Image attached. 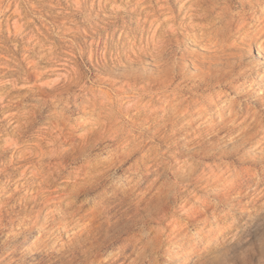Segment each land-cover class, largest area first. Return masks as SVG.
I'll list each match as a JSON object with an SVG mask.
<instances>
[{"label": "rangeland", "instance_id": "rangeland-1", "mask_svg": "<svg viewBox=\"0 0 264 264\" xmlns=\"http://www.w3.org/2000/svg\"><path fill=\"white\" fill-rule=\"evenodd\" d=\"M215 1L251 40L221 50L178 9L154 30L125 0H0V264H49L112 194L120 262L264 264V134L219 112L264 110V0Z\"/></svg>", "mask_w": 264, "mask_h": 264}, {"label": "bare ground", "instance_id": "bare-ground-1", "mask_svg": "<svg viewBox=\"0 0 264 264\" xmlns=\"http://www.w3.org/2000/svg\"><path fill=\"white\" fill-rule=\"evenodd\" d=\"M125 1H127L130 4H135V7L138 8L140 13H142V15H143L141 19L143 21H145L146 23L150 24V26H153L154 30H157L158 28L167 26V29H166L167 31H171V32L175 31L176 28L174 26L176 24V19L178 17V15L175 13V9H178L179 15L182 18L186 19V20L181 22L183 27L188 28V27L198 26V27H201L204 32L211 33L215 37H217L218 35L219 36L221 35L223 38L222 39L220 38L218 40L220 45H221V50L228 47V46L233 47V45H236V41L232 38L233 36H237L236 33H239V35H240V34H242L241 32L243 31V33L246 35V36H244V39L245 40H248V39L251 40L250 36H248L250 29L246 27V24L243 22L240 15L237 16L238 13L237 14L233 13L230 10V8L225 7V6L223 7L222 5L218 4L215 0H209L208 2H206V0H204V2H202V0H177L176 3L173 5H169L166 1H163V0H157L156 4L155 3L152 4L153 0H125ZM160 16L162 17L161 20H160ZM207 16H210V18L212 20L206 21L205 23L200 22L198 20L200 18L204 19ZM200 23H201V26H200ZM248 27H250V26H248ZM262 30L264 31L263 28L260 29V31H262ZM169 34H173V33H169ZM253 43H255V42H253ZM261 43L262 42H260V40L257 41L258 49H259V51L264 53V45ZM217 49H219V48H217ZM257 55H259V53H257ZM258 82H261L263 87H264V79L263 80L259 79ZM261 92H262V90H261ZM240 95H242V94H240ZM239 103L240 102H238V101L231 100L227 105L222 106L219 110L220 120L222 122H224L226 120H234L235 124H238V126H242L240 128V132L245 130L247 132L251 131L250 132L251 135H254V134L257 135L258 132H262L264 134V110L261 109L258 111L255 108L251 107L249 104H245L244 107H241L238 105ZM259 106L262 107L261 104H259ZM212 117H213V115H212ZM215 117H216V115H215ZM245 128H247V130ZM230 129H231V127L228 128L227 131H230ZM129 185H131V184H129ZM136 187H137V185H136ZM138 187H140V186H138ZM143 187H145V186L143 185ZM136 189H138V188H136ZM127 190H129V189H127ZM29 198H31V197H29ZM119 200L116 197H114V194L108 196L104 200L102 199V202L99 204V207H98V215H97L98 216V218H97L98 222L94 221L95 224H93L91 227H85L81 234L73 232V234H71V239L73 240V242L69 243V244L67 243L63 250L57 251L59 253L52 257V260L49 264H74V261L77 260V257H78L79 252H80V251L74 252V250H76V248H77V245L82 246L84 248L83 249L84 251H87L88 248H91L90 249L91 250L90 255L95 256V258H98L102 254H106L109 251L110 253L107 256V258H109V261H106V262H109L110 264H125V262H120V261L124 257H129L130 254L135 250V249H132V244H133L132 241L133 240L131 242L129 240H124V242L121 245L119 244L118 247L120 249L117 251H114V248H116V244L114 246L111 243L112 239H113V235H114L112 233L113 231L111 232V230L113 229L114 226H116V223H117V222L112 221V217H114L116 215V212H119L121 210V205H122V203H120ZM29 201H30V199H29ZM62 212H64V211H62ZM62 212H61V214H62ZM66 214H67V212H66ZM73 215L74 214L72 212H69L66 216L61 218L59 221L64 222L65 224L68 225V227H70L71 225L74 224L75 220L73 219V220L69 221L68 218L72 217ZM122 218H124L123 215H121L120 220ZM127 232H124V234ZM140 235H141V233H140ZM40 245H42V244H40ZM37 246H35V247H37ZM106 247H108V248L112 247L111 249H113V250L112 251L108 250V251L103 252L102 250L106 249ZM137 247L138 246H136V248ZM48 252L50 253L51 251H48ZM52 253H54V252H52ZM136 254L138 257L139 253H136ZM40 259L41 258H39V261H40ZM1 264H3V263H1ZM130 264H137V261H134V263H130Z\"/></svg>", "mask_w": 264, "mask_h": 264}]
</instances>
